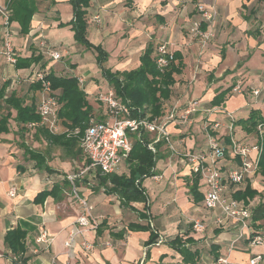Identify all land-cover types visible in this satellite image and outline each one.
Masks as SVG:
<instances>
[{"label":"crops","instance_id":"obj_1","mask_svg":"<svg viewBox=\"0 0 264 264\" xmlns=\"http://www.w3.org/2000/svg\"><path fill=\"white\" fill-rule=\"evenodd\" d=\"M45 2L48 7L42 11L38 5L27 35L19 34V25L12 22L16 58L40 55L41 59L28 68L16 69L0 54V121L5 123V129L0 131V264H185L168 244L176 236L181 242L186 238L193 241L185 246L197 250V264H217L219 257L226 258L227 264H247L257 254L264 258V242L251 247L248 237L243 236L232 243L238 230L234 223L217 224L218 212L206 210L202 200L193 202L188 181L191 175L182 160L184 154L205 147L206 131L212 132L208 127L210 121L224 122L223 111L235 118L230 135L222 127L217 131L224 143L229 144L231 138L247 143L254 140V132H246L240 122L251 112L264 120V90L256 96L251 93L264 80V0H90L86 9V36L91 44L101 46L108 53L105 66L111 72L136 69L145 47L151 44L155 48L161 43L178 55L174 62L180 61L182 68L178 75H173L170 97L162 102L159 119H167L170 139L169 144L162 142L158 148L160 157L154 172L161 179L154 181L150 177V194L145 186L148 178L142 181L148 199L146 210L141 203L131 204L134 211L121 207L116 195L107 194L99 187L101 175L97 170L81 174L74 188L80 198L93 206L92 215L98 228L95 233L83 232L71 250L64 247V242L82 208L69 195L72 184L67 181L71 172L75 169L81 172L88 161L79 142L75 148L65 149L52 143L49 135L76 134V129L59 118L60 104L55 132L48 131L39 122L22 128L16 121L17 111L7 100L13 95L22 107L32 106L37 114L36 107L44 90L33 81V73L74 76L86 95L91 114L105 121L108 119L105 107L96 96L111 87L101 77L93 52L87 53L84 46L74 41L71 26H59L72 18L68 0ZM3 4L4 0H0V6ZM198 4L217 12L211 27L213 37L203 44L189 34L192 22L200 19ZM97 15L100 22L94 21ZM1 24L0 16V51ZM49 48L63 51L62 56L66 54L64 49L71 54L62 62L53 61L45 53ZM68 64L75 67L69 68ZM78 77H83V83L78 82ZM237 82H241L243 92L232 94ZM221 92H225L223 101L212 105L214 97ZM193 101L199 106L185 123L182 116ZM213 109L219 111L215 114ZM150 139L154 140V135ZM76 149H79L77 155ZM32 153L37 156H31ZM114 173L127 174L128 170L120 165ZM82 180L91 181L83 186ZM54 185L61 192L59 196L47 195L36 200L41 192L51 190ZM11 186L16 187L14 197L8 196ZM247 186L257 194L252 199L238 200L246 201L251 208L264 203V178L257 172L228 193L233 197ZM198 191L203 198L200 181ZM141 213H145L146 219L139 218ZM196 219L205 225L201 235L192 231V222ZM129 224L149 225V230L132 231ZM248 224L251 234H259L264 239L263 220L256 222V229L251 227V221ZM41 230L52 238L50 244L36 243ZM13 231L22 234L16 253L5 241L6 234ZM151 232L157 237L147 245ZM82 240L91 244L90 250L80 246ZM105 242L110 245H104Z\"/></svg>","mask_w":264,"mask_h":264},{"label":"built area","instance_id":"obj_2","mask_svg":"<svg viewBox=\"0 0 264 264\" xmlns=\"http://www.w3.org/2000/svg\"><path fill=\"white\" fill-rule=\"evenodd\" d=\"M196 10L200 16L198 21L192 22L189 28V34L193 38H197L203 44L213 37L211 30L212 22L214 21L217 12L213 8H207L203 4L196 5ZM0 16L2 18V45L0 54L5 61L14 65L16 62V54L12 38L16 35L12 28V23L9 21V12L5 4L0 6ZM94 21L100 22L99 15L94 16ZM201 23H204L207 28L201 29ZM45 53L53 60L58 61L61 53L58 50L47 49ZM172 51L169 50L165 43L158 44L155 47V64L158 70L162 71L166 68L168 62L172 59ZM33 81L40 82L43 86L44 94L39 100L36 113L39 116V124L46 127L48 131H56V111L58 109V99L50 89V84L44 78L45 74L42 71H35L32 75ZM83 77H78V82L83 83ZM261 90H264V80L261 87L253 89L252 95H258ZM232 94H240L243 92L241 82H237L232 90ZM97 100L104 105L108 119L100 121L92 115L88 118L85 129L79 138V146L88 164L80 172L68 176V180L72 184V192L78 199L82 208L80 214L72 227L70 228L67 238L64 242V247L71 250L72 246L80 238L83 232L95 233L98 224L92 215L93 206L86 199L80 198L74 188V181L81 174L89 170H97L101 176L114 173L117 168L127 158L131 147V134H137L140 137L141 133L154 135L153 143L163 141L169 144V133L166 130V120L155 118H132L130 117L129 107L120 102L113 89L109 88L104 92L97 94ZM199 104L197 101L191 102L184 111L182 119L186 123L188 116L197 111ZM219 110L213 109V113ZM225 116L224 122L211 120L208 127L212 131H206L205 147L198 152H190L183 155V159L190 165L191 173L199 175L200 185L203 188L202 204L206 210L218 212L216 223L221 224L224 221L233 222L238 230L235 236L234 243L243 236L248 237V242L251 247L261 246L264 242L263 236L259 234H251L250 222L252 209L245 202L235 199L228 192L243 185L248 178L256 174L260 153L262 150L261 140L264 135V124L259 123L254 132V140L251 143L239 141L234 138L230 139V143H224L222 136H218V130L222 127L228 135L234 129L235 118L233 114L223 111ZM34 126V123L29 124ZM207 128V127H206ZM78 134V130H75ZM148 147L152 152H155L153 144ZM154 181H159L161 176H152ZM16 187L11 186L8 190V196L14 197ZM243 229L246 231L244 232ZM192 231L195 234H203L205 225L201 220L192 222ZM38 244L48 245L52 242V238L45 230H41L35 239ZM104 245L109 246V242ZM80 246L84 250H90L91 244L85 240L80 242ZM16 260L15 257H12ZM264 258L257 254L249 258L247 264H263ZM217 264H227V259L219 257L216 260Z\"/></svg>","mask_w":264,"mask_h":264},{"label":"trees","instance_id":"obj_3","mask_svg":"<svg viewBox=\"0 0 264 264\" xmlns=\"http://www.w3.org/2000/svg\"><path fill=\"white\" fill-rule=\"evenodd\" d=\"M42 1L47 0H4V4L9 12V21L16 22L19 27V34L25 36L29 33V26L33 15L38 12V5ZM90 0H68L71 6L72 18L66 24L60 23L59 26H71L73 39L76 43L85 47V49L93 52L95 64L101 72V77L114 90L120 102L126 104L130 109V117L132 118H148L153 120L159 118L162 111V102L170 97V87L174 84L173 75L181 72L182 63L180 61L175 64L178 55L172 53V59L168 62L166 68L162 71L158 70L155 64V55L153 46L148 44L139 57L140 64L136 69L123 72H111L106 68L105 63L108 60V53L99 45L91 44L87 39V18L86 9L89 7ZM201 29H205V24L201 23ZM41 56L31 55L26 59H17L14 64L16 69L28 68L32 63H36ZM45 74V73H44ZM49 82L50 89L57 96L58 103L61 105L58 116L68 123L71 129H77L78 134L70 135H49L52 143L58 144L65 149H73L78 145L79 138L83 133L88 118L92 115L91 108L88 106L84 91L78 86L77 78L74 76H56L52 72H48L44 76ZM41 86L40 82H37ZM57 92V93H55ZM225 96V92H221L214 97L212 105H219ZM17 111L16 121L23 128L24 125L30 123H38L40 118L35 114L32 106H21L20 101L11 95L7 100ZM264 124V120L251 112L249 117L241 121L240 124L246 132H255L257 124ZM5 123L0 121V131L5 129ZM132 147L122 164H125L128 170L127 174L118 175L116 173L99 176V187H103L107 194L117 196L120 206L129 208L134 211L131 206L133 203L143 204L146 210L148 199L142 187V181L152 177L155 174V164L159 159L158 148L163 141L153 143L148 133L142 132L140 137L137 134H131ZM153 144L155 152L148 147ZM261 153L258 162L257 173L264 178V135L261 140ZM79 153V149L75 150V155ZM31 156H37L31 154ZM121 164V165H122ZM67 181V179H66ZM189 194L193 202L198 203L202 200V194L198 191L199 175L192 174L190 178ZM69 182V180L67 181ZM58 187L54 185L51 190L41 192L36 200L42 196H59ZM257 192L248 186L243 191H237L233 195L235 199H252ZM252 214L250 221L252 228H258L256 222L264 221V203L258 204L251 208ZM139 218L146 219L145 213L139 214ZM128 228L132 231L149 230V225L142 226L139 224H129ZM156 235L151 232L147 245L155 242ZM22 238V234L18 231L8 232L5 241L11 251L16 253L18 240ZM193 241L186 238L183 242L179 236L168 242L169 246L175 249L182 257L185 264H197L198 252L191 250L185 244H191Z\"/></svg>","mask_w":264,"mask_h":264},{"label":"rangeland","instance_id":"obj_4","mask_svg":"<svg viewBox=\"0 0 264 264\" xmlns=\"http://www.w3.org/2000/svg\"><path fill=\"white\" fill-rule=\"evenodd\" d=\"M48 7V3L47 2H44V1H42L41 3H40V8H41V10L43 11L44 9H46ZM70 49V48H69ZM65 51H66V54H64L63 56L61 55V57H60V59L58 60V62H62L63 61V59L64 58H67V56H69L71 53H70V51L69 50H67V49H64ZM85 50V49H84ZM59 51V50H58ZM87 53H89V54H92V52H90L89 50L88 51H86ZM60 53H63V51H61ZM86 53V54H87ZM65 56V57H64ZM67 67H75V64H68V66ZM62 75H64V74H62ZM103 109V108H102ZM101 109V110H102ZM94 118H96V119H98V120H100L101 118L98 116V115H96V114H94V115H92ZM153 137V135L152 134H150V136H149V138H152ZM61 154H63V153H61ZM182 160L185 162V160L182 158ZM186 163V162H185ZM187 164V166H188V172H189V174L188 175H191V169H190V165L188 164V163H186ZM73 167H74V165H73ZM121 167H125V170H126V166H125V164H122L121 165ZM73 174H80V171H79V169L77 170V169H75V171L72 173L71 172V174L70 175H73ZM69 175V176H70ZM81 176V175H80ZM81 178L80 177H78L76 180H80ZM147 179V178H146ZM76 180L74 181V183L76 184ZM145 180V179H144ZM91 180H82V185L83 186H86L87 185V183H89ZM150 185H152V179L149 177L146 181H145V186H146V189H147V192L149 193L150 191H151V186ZM71 187H72V185H71ZM150 194V193H149ZM69 195L71 196V197H73L74 199H76L77 201H78V199L75 197V195H74V193L71 191L70 193H69ZM79 202V201H78ZM244 202H246V201H244ZM248 204V203H247ZM246 204V205H247ZM250 206H252V205H250Z\"/></svg>","mask_w":264,"mask_h":264}]
</instances>
